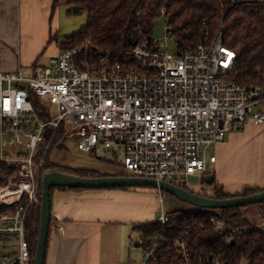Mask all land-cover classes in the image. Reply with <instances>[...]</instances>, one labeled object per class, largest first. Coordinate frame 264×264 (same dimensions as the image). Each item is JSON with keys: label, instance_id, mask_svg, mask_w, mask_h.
<instances>
[{"label": "built area", "instance_id": "1", "mask_svg": "<svg viewBox=\"0 0 264 264\" xmlns=\"http://www.w3.org/2000/svg\"><path fill=\"white\" fill-rule=\"evenodd\" d=\"M224 29L191 52L172 51L167 32L142 39L128 65L102 61L82 68L80 50L73 49L28 74L0 71V162L11 170L0 184V264H30L26 224L31 212L40 213L56 141L74 139L87 154L100 150L125 175L186 187L189 177L201 182L214 163L206 148L249 123H264V89L233 79L236 53L223 44ZM160 192L155 221L165 225ZM261 217L264 228V211ZM163 241L162 234L149 238L139 264H155ZM177 247L190 264L186 245ZM206 264L225 262L213 257Z\"/></svg>", "mask_w": 264, "mask_h": 264}, {"label": "trees", "instance_id": "2", "mask_svg": "<svg viewBox=\"0 0 264 264\" xmlns=\"http://www.w3.org/2000/svg\"><path fill=\"white\" fill-rule=\"evenodd\" d=\"M51 2L54 10L58 0ZM68 4L85 11L87 18L77 32L64 38L59 50H80L76 62L82 68L102 61L128 65L132 62L130 53L134 44L142 39H151L155 23L162 17L174 47L185 52L193 51L206 38L212 39L223 26V44L236 53L233 79L264 89V0H68ZM161 9H164L163 15ZM36 67L34 64L32 68ZM88 154L95 156L93 152ZM47 170L88 178L115 176L55 166L49 161ZM10 174V168L0 162V184ZM202 183L207 184L205 177ZM210 186L211 195L205 193L202 196L226 199L264 190L245 187L240 193L230 194L214 181ZM257 205L261 215L264 202ZM242 208L168 212L165 225L156 221L139 225L142 246L155 234L163 235L164 241L157 250L155 264H183L181 249L177 247L179 241L186 245L190 264H206L213 257L225 264H240L242 261L264 264V228L251 223ZM39 224L40 213L31 212L26 224L30 264L34 260Z\"/></svg>", "mask_w": 264, "mask_h": 264}, {"label": "crops", "instance_id": "3", "mask_svg": "<svg viewBox=\"0 0 264 264\" xmlns=\"http://www.w3.org/2000/svg\"><path fill=\"white\" fill-rule=\"evenodd\" d=\"M51 3L0 0V71L33 69L59 24ZM59 52L53 47L47 61ZM209 155H214L215 161L207 165L204 177L210 175L225 192L264 188V123H249L229 133ZM210 185L201 181L200 192L208 189L204 193L211 195ZM57 192L51 196L44 264L140 263L139 225L155 221L160 206L157 191L107 188Z\"/></svg>", "mask_w": 264, "mask_h": 264}, {"label": "rangeland", "instance_id": "4", "mask_svg": "<svg viewBox=\"0 0 264 264\" xmlns=\"http://www.w3.org/2000/svg\"><path fill=\"white\" fill-rule=\"evenodd\" d=\"M72 5L68 4V0H58L57 7L55 10L56 17L59 18V24L56 29L48 38L47 43L49 44L45 46L41 50V54L35 59L36 66L44 65L47 62V54L53 49V47L59 48V44L64 40L66 36H69L75 32H77L83 25L86 23L87 14L85 11H79L76 14L72 13ZM166 35L165 26L163 18H159L154 27L153 38L155 39H162ZM170 40V48L173 51L174 49V42L172 37ZM9 47V45H7ZM31 69V68H30ZM30 69L23 70L24 73H30ZM50 111H53V106L50 107ZM59 144L62 146L59 147ZM215 145H211L210 147L206 148L204 154L209 155L214 151ZM97 154V155H96ZM95 156L90 154L84 153L77 149V144L74 139L69 140H62L56 141L54 143V147L50 152L49 155V163L55 166H61L71 169H88L98 172L99 174L103 175H121L126 174L124 171L123 166L116 162L113 159H110L108 156L104 155L102 151H98ZM187 190L192 191L194 193H198L200 195L205 194L204 192L208 189L202 190L200 192V181L195 177H189L187 180L186 187ZM132 189H143L147 192L157 191L158 190L151 188V187H135ZM73 191V192H82L83 190H72L66 187H54L51 189V196L52 194L58 193L57 191ZM163 198V212L167 214L168 212H184L190 213L199 211L200 209L196 206L190 205L186 202H182L175 198L172 195L160 192ZM243 212L246 217L251 221V223L257 224L262 220L261 215L259 214L260 210L258 205H248L244 206ZM161 212L160 210L157 211L159 215ZM157 215V216H158ZM143 254V250H142ZM240 264H246L242 261Z\"/></svg>", "mask_w": 264, "mask_h": 264}, {"label": "water", "instance_id": "5", "mask_svg": "<svg viewBox=\"0 0 264 264\" xmlns=\"http://www.w3.org/2000/svg\"><path fill=\"white\" fill-rule=\"evenodd\" d=\"M80 10L77 6L72 7V13ZM206 183H212L210 175L205 177ZM54 187H66L71 189L100 190L107 188H135L151 187L158 191L172 195L182 202L196 206L199 209H225L232 207H244L264 202V190L246 196H234L226 199L205 197L189 191L177 185L154 179L132 177L128 175L79 177L60 171H47L41 183V204L39 233L35 247L33 264H44L45 248L48 239L49 225L51 221L50 191Z\"/></svg>", "mask_w": 264, "mask_h": 264}]
</instances>
